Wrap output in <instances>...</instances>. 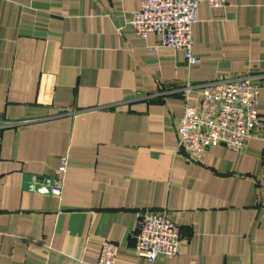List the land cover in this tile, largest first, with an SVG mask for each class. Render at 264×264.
<instances>
[{"label":"crops","instance_id":"0c3cea01","mask_svg":"<svg viewBox=\"0 0 264 264\" xmlns=\"http://www.w3.org/2000/svg\"><path fill=\"white\" fill-rule=\"evenodd\" d=\"M139 2L0 0V264H96L104 239L114 264H147L141 215L162 209L181 238L155 264H264V0L201 1L192 65L134 32ZM235 75L258 83L259 124L241 151L189 160L184 87L198 109L204 83Z\"/></svg>","mask_w":264,"mask_h":264},{"label":"built area","instance_id":"2783aa9c","mask_svg":"<svg viewBox=\"0 0 264 264\" xmlns=\"http://www.w3.org/2000/svg\"><path fill=\"white\" fill-rule=\"evenodd\" d=\"M201 1L211 7L225 5L227 0H140L130 13L129 25L137 35L152 31L158 43L180 49L188 65L197 62L192 51V26L197 18ZM184 107L178 125L177 149L183 150L189 160H197L209 145L223 144L241 151L247 137L259 124L257 109L259 86L248 75L224 76L203 84L201 103L195 109L189 99L191 85L184 87ZM67 155L59 157L58 171L63 173ZM62 178L58 177L51 192L59 195ZM181 230L170 219L165 209L146 210L142 213L134 248L155 264L159 255H174L179 246ZM117 244L108 239L101 241L96 264H114Z\"/></svg>","mask_w":264,"mask_h":264}]
</instances>
